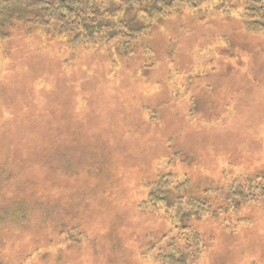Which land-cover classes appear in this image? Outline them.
Listing matches in <instances>:
<instances>
[{"label":"rangeland","instance_id":"374dc122","mask_svg":"<svg viewBox=\"0 0 264 264\" xmlns=\"http://www.w3.org/2000/svg\"><path fill=\"white\" fill-rule=\"evenodd\" d=\"M214 1L125 47L123 29L71 46L58 22L0 39V205L27 200L7 214L23 223L3 230L0 264H264V195L199 207L153 248L174 209L139 207L161 174L200 193L264 172V35Z\"/></svg>","mask_w":264,"mask_h":264},{"label":"trees","instance_id":"16d2710c","mask_svg":"<svg viewBox=\"0 0 264 264\" xmlns=\"http://www.w3.org/2000/svg\"><path fill=\"white\" fill-rule=\"evenodd\" d=\"M210 1L86 0L82 3L81 0H0V39H8L10 29L13 27L58 22L61 32H77L69 43L71 46L78 43H83L85 46L101 45L117 38L123 29L127 32L129 40H132L127 41L125 47L137 38L138 33H144L152 28L157 20L167 19L182 8L198 9ZM214 2L212 3L220 8L224 15L236 13L242 21L244 30L260 32L264 35V0H215ZM129 14H132L131 18ZM140 15H143V18H140ZM147 19L149 22L146 21ZM172 177L170 173L161 174L149 182L145 199L139 203L140 209L146 208L148 204L155 209L158 204L166 211L174 209L173 226L171 225L156 241L150 239L148 248L157 245L171 230L190 229V217L200 211L199 207L205 212L211 210L221 213L234 212L250 198L254 200V196L261 198V195H264V172L258 176L260 182L248 180L245 184L231 183L226 189L209 186L200 193L190 185L188 179L178 181L175 186L172 185L170 182ZM20 198L13 196V199L0 205V244L5 238V235L2 238L5 228L7 231L12 227L13 231L14 227L22 229L19 223H23V218L16 216L10 218L7 215H15L26 206L27 200ZM12 224L14 225L10 227L9 225ZM195 235L192 238L197 236ZM174 256H177L175 252H168L161 255L159 260L161 259L163 264H177L187 259V254L183 252L176 257L177 262Z\"/></svg>","mask_w":264,"mask_h":264}]
</instances>
